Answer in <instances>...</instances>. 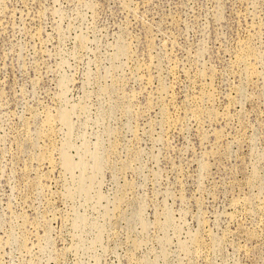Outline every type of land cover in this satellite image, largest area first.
Here are the masks:
<instances>
[{
    "label": "rangeland",
    "instance_id": "obj_1",
    "mask_svg": "<svg viewBox=\"0 0 264 264\" xmlns=\"http://www.w3.org/2000/svg\"><path fill=\"white\" fill-rule=\"evenodd\" d=\"M0 264H264V0H0Z\"/></svg>",
    "mask_w": 264,
    "mask_h": 264
}]
</instances>
